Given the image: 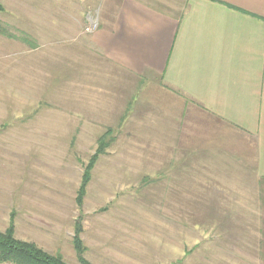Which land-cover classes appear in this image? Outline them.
<instances>
[{"label":"rangeland","instance_id":"rangeland-1","mask_svg":"<svg viewBox=\"0 0 264 264\" xmlns=\"http://www.w3.org/2000/svg\"><path fill=\"white\" fill-rule=\"evenodd\" d=\"M99 3L0 0V232L13 215L16 239L67 264H78L72 239L80 223L91 264H264L262 211L235 200L248 192L238 181L251 170L233 167L231 154L201 152L205 138L191 134L181 101L170 97L165 110L150 93L129 114L118 105L120 119L96 111L113 103L82 82L96 78L88 38ZM163 113L180 138H162ZM108 128L112 142L78 205L84 167ZM195 156L191 169L172 168Z\"/></svg>","mask_w":264,"mask_h":264},{"label":"crops","instance_id":"crops-1","mask_svg":"<svg viewBox=\"0 0 264 264\" xmlns=\"http://www.w3.org/2000/svg\"><path fill=\"white\" fill-rule=\"evenodd\" d=\"M99 5L96 31L88 38L96 49L91 66L96 78L83 79L85 69L80 73L82 82L91 83L84 88L96 83V96L115 105L96 111L120 119L118 105L129 114L136 100L145 101L150 93L165 110L170 97L176 105L182 102L191 134L205 138L201 152L220 153L222 159L231 154L233 167L251 170L238 181L248 192H238L235 200H251L253 209L262 211L263 226L264 0H100ZM82 60L87 63L86 56ZM163 120L162 138L171 139V118L165 114ZM180 136L178 130L174 137ZM173 142L179 145V139ZM195 160L185 158L172 168L191 169Z\"/></svg>","mask_w":264,"mask_h":264},{"label":"trees","instance_id":"trees-1","mask_svg":"<svg viewBox=\"0 0 264 264\" xmlns=\"http://www.w3.org/2000/svg\"><path fill=\"white\" fill-rule=\"evenodd\" d=\"M0 11L2 7L0 5ZM0 34L2 32L0 31ZM10 37V35H8ZM111 132L106 131L99 136L95 153L89 158L81 176V183L77 190L76 202L82 205L86 195L87 186L91 181L92 171L99 160L104 155L105 150L110 146ZM107 138V139H106ZM112 139V138H111ZM14 216L11 215L10 223L5 232H0V264H67L60 255H50L35 244L23 242L14 237ZM82 232V225H75L72 248L78 264H91L84 258L85 248L79 233Z\"/></svg>","mask_w":264,"mask_h":264},{"label":"built area","instance_id":"built-area-1","mask_svg":"<svg viewBox=\"0 0 264 264\" xmlns=\"http://www.w3.org/2000/svg\"><path fill=\"white\" fill-rule=\"evenodd\" d=\"M87 31H89V29H87Z\"/></svg>","mask_w":264,"mask_h":264}]
</instances>
